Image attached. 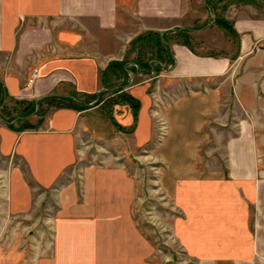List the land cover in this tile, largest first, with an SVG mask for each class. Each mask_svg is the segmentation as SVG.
Instances as JSON below:
<instances>
[{
  "label": "crops",
  "instance_id": "0c3cea01",
  "mask_svg": "<svg viewBox=\"0 0 264 264\" xmlns=\"http://www.w3.org/2000/svg\"><path fill=\"white\" fill-rule=\"evenodd\" d=\"M246 1L231 20L233 31L219 27L230 44L237 41L234 54L166 42L172 61H149L153 72L158 62L165 71L156 81L139 73L134 59L126 63L145 77L127 89L142 105L136 144L153 143L163 160L160 182L181 211L177 232L196 264H264V10L254 5L264 0ZM191 8V0H0V216L30 213L46 191L58 197L53 240H37L38 254L51 251L36 264L109 259L104 242L73 239L74 226L62 220L108 214L109 200L129 188L119 180L128 178L85 164L81 186L62 180L78 167L80 142L100 136L110 145L99 126L118 128L102 105L93 106L119 91L103 79L109 62L125 59L143 30L200 31L182 25ZM28 103L35 109L24 116ZM122 106L113 116L124 125L134 117ZM18 120L35 127L17 130ZM24 244L0 241V264H26Z\"/></svg>",
  "mask_w": 264,
  "mask_h": 264
},
{
  "label": "rangeland",
  "instance_id": "374dc122",
  "mask_svg": "<svg viewBox=\"0 0 264 264\" xmlns=\"http://www.w3.org/2000/svg\"><path fill=\"white\" fill-rule=\"evenodd\" d=\"M246 2V0H191V15L202 20L193 21L192 16L191 19L184 20L182 25L189 26L191 29L202 28L200 31L191 32L184 29L183 32L179 31L181 34L165 33L161 35L160 31L143 30L128 44L125 59L109 62L103 73V79L110 88L119 85V91L116 94L109 93L113 96L104 101L103 99L97 101L93 106L102 105L104 112L118 128L113 131L112 128L103 127L102 129L99 126L101 133L111 136L110 145L105 144L104 137L100 136L93 139L87 138L85 142H80L78 167L72 173L67 172L62 180L66 183L71 179H77L78 187L81 186L80 181L84 180L85 167L83 166L85 164H94V166L102 164L110 172L116 169L118 172L120 169L123 173L119 174H123L126 179H129L121 178L119 180L122 189L124 185H128L129 188L128 190L123 189L125 192L119 195L121 198H116L114 202H112L113 199L109 200L111 209L108 214L92 216L79 213L73 221L63 217V224L70 223L74 226L73 239L92 240L99 244L104 242L108 246L109 259L107 255L99 254L98 256L95 254L93 263L89 262L88 264H196L198 258L191 254L187 245L182 241L184 239L181 236L182 233L177 232V219L182 216L181 211L177 208L172 194L167 193L160 182L164 162L158 153L152 150L153 143L141 146L136 144L137 138L133 132L136 129L137 115L142 105L141 102L134 105L138 98L127 89L145 77L139 76L135 72V66H129L126 63L134 59L142 66L143 72H138L148 73L147 78H155L154 81H156V79L164 77L165 71H162V67L157 61L158 63L154 64L157 69H154L153 72L149 67V61L155 59L167 62V64L172 61L166 42L174 40L185 42L198 52L214 56L234 54L237 51V41H232L230 44L226 36L220 32L219 27L224 28L228 33L232 31L234 27L231 20ZM254 5L260 11L264 10L263 2ZM216 18L220 21H231L232 28L230 29L226 22L224 27L220 26ZM159 34L162 37L161 41L158 38ZM116 104L131 109L130 112L134 117L131 122L123 125L115 119L113 110ZM159 125L163 132L166 128L165 122L160 120ZM102 143L105 145H101ZM206 147L208 146H203L202 154H205ZM222 154L224 155V149ZM108 175L111 176L110 173ZM35 192L37 195L41 193V190L35 189ZM42 194L45 195V200L40 205L36 199L30 213L11 217L0 216V226L6 223L13 225V228L8 230H5L6 226H4L5 228L0 227V241L11 240L19 245H23L24 242L23 251L29 258L26 264H36V259L41 254H49L51 251L46 247L42 249V253L38 254L37 240H53L50 225L55 222L56 210L59 206L58 197L54 191H46V194ZM100 198L101 196L98 197L99 202ZM80 201V203H84V198ZM95 208L94 206L91 212ZM98 209L100 211L97 212L102 214L101 206ZM45 225L48 228L47 232H44L42 228ZM134 245H136L135 249H133ZM99 250L101 252V249ZM78 264L83 263L80 260Z\"/></svg>",
  "mask_w": 264,
  "mask_h": 264
},
{
  "label": "trees",
  "instance_id": "16d2710c",
  "mask_svg": "<svg viewBox=\"0 0 264 264\" xmlns=\"http://www.w3.org/2000/svg\"><path fill=\"white\" fill-rule=\"evenodd\" d=\"M225 20H219L218 18H217V23L220 25V26H223V25H226L227 24V26H229V28L231 29L232 28V24L230 23V22H226V24H225ZM230 23V24H229ZM224 27V26H223ZM232 31H233V29H232ZM158 34V33H157ZM178 34H181V33H178ZM158 36V35H157ZM158 38H159V41H161V36H160V34H159V36H158ZM157 38V39H158ZM125 94V93H124ZM123 94V95H124ZM135 99V98H134ZM137 102H139L138 100H136L135 101V104L134 105H138L137 104ZM135 107V106H134ZM137 107V106H136ZM83 108H87V107H83ZM34 109H35V104L34 103H28V106L23 110L24 112V114H22V115H24V116H26V115H28V114H30V113H32L33 111H34ZM19 121V124H20V126L19 127H16L17 128V130H21V129H25V128H32V127H35V125H33V124H31V123H29L28 122V120H24L23 121V123H20L21 121L20 120H18ZM13 126H15V125H13ZM37 126V125H36Z\"/></svg>",
  "mask_w": 264,
  "mask_h": 264
},
{
  "label": "built area",
  "instance_id": "2783aa9c",
  "mask_svg": "<svg viewBox=\"0 0 264 264\" xmlns=\"http://www.w3.org/2000/svg\"><path fill=\"white\" fill-rule=\"evenodd\" d=\"M35 75V74H34ZM33 81V79H31L30 81H29V83H31Z\"/></svg>",
  "mask_w": 264,
  "mask_h": 264
}]
</instances>
